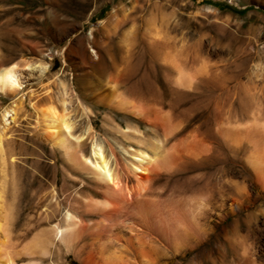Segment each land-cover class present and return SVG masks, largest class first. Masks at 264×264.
<instances>
[{
  "label": "bare ground",
  "instance_id": "6f19581e",
  "mask_svg": "<svg viewBox=\"0 0 264 264\" xmlns=\"http://www.w3.org/2000/svg\"><path fill=\"white\" fill-rule=\"evenodd\" d=\"M27 1L0 0V3H4L0 7V20L5 18L3 22L0 21V94L4 98L12 99L18 93L24 73L30 77L36 70L39 78H42L46 76L44 72H50L46 65L35 66L25 60L15 62L22 54L41 55L40 45L33 43L32 36L26 33L31 22L24 16L29 6ZM28 69L30 73L26 72ZM180 76L174 82L175 85L183 89L193 87L190 74L182 73ZM167 80L171 81V78ZM42 90L43 94L39 95L41 98L31 95L32 98L28 100L35 118V130L38 129L41 134L38 137V133L33 132L29 140L36 141L38 138L43 148L44 144L51 146L53 161L47 173L53 186L49 190L37 192V204L44 205L36 223L31 219L25 223L24 234L30 233L34 226L40 224H45L46 228L38 235H33L36 237L35 243L31 245L30 242L29 251L24 254L10 250L7 243L0 240V264H18L23 260L26 264H42L38 253L47 256L49 264H256L257 260V264H264V133L258 129L254 135L248 133L249 127L260 129L264 124L257 120H253V124L230 122L221 127L220 141L210 139L212 136L209 134L210 138H197L193 134H185L187 125L184 126V121L173 116L172 112L164 113L146 100L137 104L133 102L127 108L142 112L143 120L154 130L159 129L164 137L155 142L148 141L150 143H146V138L145 142L140 140L144 143L138 145L144 151L130 147L124 150L130 161H122V164L119 162L121 158L118 160L112 149L113 152L110 151L108 155L102 143L89 136V127L81 126L76 105L73 106L64 82L49 81ZM161 102L163 104V100ZM44 103L47 107L40 108ZM24 104L22 99H18L0 112L4 123L0 128L1 211L5 210V179L9 169L16 165L14 147L20 146V142L15 141L9 133L7 122L10 119L16 124L26 119ZM119 105L126 107L129 103L120 101ZM212 135L215 136L214 133ZM245 145L251 147L252 151L246 156L242 153L243 166L236 173V154L233 153L235 157L230 155L233 158L227 159L222 152L238 153ZM57 153L61 154L60 158ZM62 181L79 185V188L72 195L63 186L57 188ZM98 196L102 199L95 198ZM196 196H202V199L196 201ZM61 204H67L62 215L59 213ZM2 212L0 234L5 238L8 228L1 223V218L7 219L11 214L8 215L6 210ZM56 213L61 218L59 216L60 219L55 221ZM254 241L259 244L257 252ZM32 246L39 252H34ZM214 251L217 256L213 255Z\"/></svg>",
  "mask_w": 264,
  "mask_h": 264
},
{
  "label": "rangeland",
  "instance_id": "374dc122",
  "mask_svg": "<svg viewBox=\"0 0 264 264\" xmlns=\"http://www.w3.org/2000/svg\"><path fill=\"white\" fill-rule=\"evenodd\" d=\"M27 4L29 6L24 16L31 22L26 33L32 36L33 43L40 45L41 55L22 54L15 62L25 60L35 66L46 65L50 72H44L46 76L42 78H39L36 70L30 77L24 73L16 97L4 98L0 94V112L18 99L24 101L26 111L23 122L19 120L15 124L10 119L7 122L9 133L15 141L20 142V146L14 147L16 165L9 169L5 179L6 201L3 209L11 215L7 219L1 218V223L8 230L5 238L0 234V240L5 241L10 250L20 254L28 252L30 244L35 243L34 236L46 228L45 224H40L24 234L25 223L28 219L36 223L44 205L37 204V192L53 186L47 173L53 161L51 146L44 144L43 148L38 138L36 141L29 140L33 132L38 133V137L41 134L38 129L35 130V118L28 100L32 98L31 95H42L43 85L49 81L66 84L81 126L89 127V136L102 143L108 155L113 150L117 159L121 158L119 162L122 164L130 161V157L124 153L126 150L135 148L144 151L138 143L145 142V138L147 143L164 137L159 129L154 130L143 120L142 112L127 108L133 102L137 104L146 100L164 113L172 112L173 116L184 121V126H189H186L185 134H193L197 138L212 136L210 139L220 141L221 127L230 122L253 124V120H257L264 124V0H28ZM1 5L4 6V3ZM7 55L11 56L10 53ZM26 72L30 73V69ZM182 73L190 74L192 78L193 87H184L187 91L174 84ZM170 78L171 81L173 78L172 82L167 80ZM158 98L163 100V104ZM120 101L129 103V106H120ZM46 107L45 103L40 105L42 109ZM81 107L86 110L83 111ZM218 115L217 119L215 116ZM150 118L153 119V116ZM218 120L222 124H217ZM3 126L0 116V128ZM256 129L264 133V127L259 129L254 126L248 128V133L254 135ZM251 151V147L245 145L238 153L227 150L222 153L227 159L236 154L234 170L238 173L243 166L242 158ZM59 154L58 158L61 157ZM236 176L238 179V174ZM62 182L58 183L57 188L63 186L72 195L79 188V185ZM196 197V201L202 199V196ZM95 198L102 199L99 196ZM61 206L60 215L67 204ZM59 213L54 215L55 221L61 218ZM254 243L257 252L259 244L257 241ZM35 248L32 246L34 252H39ZM38 255L42 264H49L47 256ZM213 255L217 256L215 251ZM257 256H254L255 260ZM18 264H26V261Z\"/></svg>",
  "mask_w": 264,
  "mask_h": 264
}]
</instances>
